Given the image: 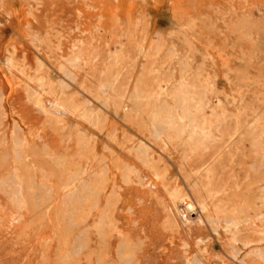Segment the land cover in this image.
<instances>
[{
  "label": "rangeland",
  "instance_id": "1",
  "mask_svg": "<svg viewBox=\"0 0 264 264\" xmlns=\"http://www.w3.org/2000/svg\"><path fill=\"white\" fill-rule=\"evenodd\" d=\"M0 264H264V0H0Z\"/></svg>",
  "mask_w": 264,
  "mask_h": 264
},
{
  "label": "bare ground",
  "instance_id": "2",
  "mask_svg": "<svg viewBox=\"0 0 264 264\" xmlns=\"http://www.w3.org/2000/svg\"><path fill=\"white\" fill-rule=\"evenodd\" d=\"M235 113H236V112H235ZM234 118H235V117H234ZM202 121H203V120H202ZM222 121H223V120H222ZM199 132H200V131H199ZM205 132H206V131H205ZM193 133H194V132H193ZM239 133H240V131H239ZM194 134H196V133H194ZM199 134H200V133H199ZM154 135H155V134H154ZM200 135H202V134H200ZM200 135H199V136H200ZM155 136H156V135H155ZM234 136H235V135H234ZM209 137H210V132H209ZM237 137H238V136H237ZM240 138L242 139V136H241ZM228 139H229V138H228ZM229 143H230V142H229ZM232 143H233V142H232ZM232 143H231V144H232ZM226 144H228V142H227ZM230 147H231V146H229L228 148H230ZM222 149H223V148H221V150H222ZM224 149H225V148H224ZM224 151H227V150H224ZM119 153H120V152H119ZM202 153H203V152H202ZM223 153H224V152H223ZM220 154H221V153H220ZM233 163H234V162H233ZM206 178H207V177H206ZM113 184H114V183H113ZM18 185H19V184H18ZM13 186H15V185H13ZM16 188H18V187L15 186V189H16ZM14 191H16V190H14ZM18 193H19V192H18ZM183 198H184V197H183ZM175 199H176V198H175ZM193 205H194V204H193ZM202 207H203V206H202ZM226 210H227V209H226ZM214 212H215V211H214ZM197 219H198V218H197ZM255 219H256V218H255Z\"/></svg>",
  "mask_w": 264,
  "mask_h": 264
}]
</instances>
